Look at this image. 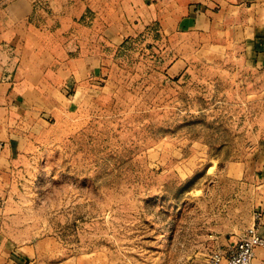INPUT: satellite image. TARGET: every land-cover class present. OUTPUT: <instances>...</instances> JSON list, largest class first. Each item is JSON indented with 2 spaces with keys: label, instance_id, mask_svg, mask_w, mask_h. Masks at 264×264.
Instances as JSON below:
<instances>
[{
  "label": "rangeland",
  "instance_id": "rangeland-1",
  "mask_svg": "<svg viewBox=\"0 0 264 264\" xmlns=\"http://www.w3.org/2000/svg\"><path fill=\"white\" fill-rule=\"evenodd\" d=\"M109 23L90 15L33 36L37 53L66 62L39 68L100 64L88 66L85 97L21 139L1 186L5 254L21 264H209L261 213L264 69L193 39H126ZM176 56L189 62L173 69Z\"/></svg>",
  "mask_w": 264,
  "mask_h": 264
},
{
  "label": "crops",
  "instance_id": "crops-1",
  "mask_svg": "<svg viewBox=\"0 0 264 264\" xmlns=\"http://www.w3.org/2000/svg\"><path fill=\"white\" fill-rule=\"evenodd\" d=\"M90 15L109 18L108 30L116 36L155 31L176 45L193 39L196 50L219 51L225 57L243 53L264 69V0H0V204L3 178L21 139L36 136L68 102L85 97L88 66L100 64L93 57L80 61L77 72L39 68L66 62L46 47L37 53L33 36L67 33L68 22ZM188 62L176 56L173 69ZM261 204L258 232L264 239V198ZM4 246L0 229V264H21L5 254ZM254 264H264V248H257Z\"/></svg>",
  "mask_w": 264,
  "mask_h": 264
},
{
  "label": "built area",
  "instance_id": "built-area-1",
  "mask_svg": "<svg viewBox=\"0 0 264 264\" xmlns=\"http://www.w3.org/2000/svg\"><path fill=\"white\" fill-rule=\"evenodd\" d=\"M260 214L253 226L247 229L225 254L215 255L209 264H254L257 248H264V239L259 235Z\"/></svg>",
  "mask_w": 264,
  "mask_h": 264
}]
</instances>
